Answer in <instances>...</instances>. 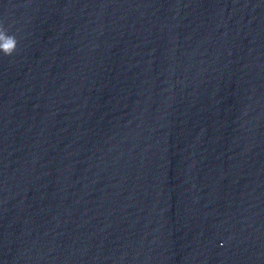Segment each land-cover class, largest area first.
Here are the masks:
<instances>
[{
    "label": "clouds",
    "instance_id": "9594fccd",
    "mask_svg": "<svg viewBox=\"0 0 264 264\" xmlns=\"http://www.w3.org/2000/svg\"><path fill=\"white\" fill-rule=\"evenodd\" d=\"M18 48V39L15 34H10L9 30L0 23V53L4 56H12Z\"/></svg>",
    "mask_w": 264,
    "mask_h": 264
}]
</instances>
